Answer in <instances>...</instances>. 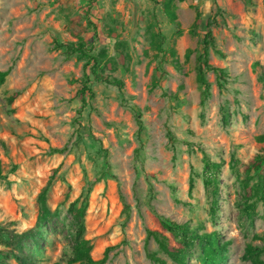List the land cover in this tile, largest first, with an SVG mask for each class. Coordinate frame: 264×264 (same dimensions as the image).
<instances>
[{"label": "rangeland", "instance_id": "374dc122", "mask_svg": "<svg viewBox=\"0 0 264 264\" xmlns=\"http://www.w3.org/2000/svg\"><path fill=\"white\" fill-rule=\"evenodd\" d=\"M79 44L97 65L84 67ZM0 73V227L30 233L14 247L0 238V264H87L75 256L82 208L80 239L104 264H203L194 233L216 237L220 264H252L246 248L264 246V0H0Z\"/></svg>", "mask_w": 264, "mask_h": 264}, {"label": "trees", "instance_id": "16d2710c", "mask_svg": "<svg viewBox=\"0 0 264 264\" xmlns=\"http://www.w3.org/2000/svg\"><path fill=\"white\" fill-rule=\"evenodd\" d=\"M165 10H166V14H168V18L170 20H174L175 19V15L172 12V6L170 5V1L166 4L165 6ZM199 15H197L198 17ZM75 51H78L80 53L81 57L87 58V62L84 65V67H86L88 65V63L93 62V65H97V58H95L94 56L89 55V50H86L83 44H79L77 46V48L75 49ZM90 61V62H89ZM197 80L199 83L204 84L203 81V77H204V73H203V69L201 67V65H199L198 69H197ZM224 74L221 72L220 76H223ZM6 76V73H0V83L3 82L4 77ZM93 77L95 82L98 83H103L106 85H112L115 86L119 89H121L123 87V82L121 80L118 79H112L109 77H102L99 74H97L96 72H93ZM89 83V78L87 75H84V82H83V86L80 90L82 95H85V93H91V90L87 87V84ZM220 86V84H219ZM206 170H209V166H206ZM45 194H46V189H43L42 192L39 194L38 196V200H39V204H40V218L42 220H47L49 217V212L46 209V205H45ZM83 215H84V210L83 208L78 210L75 214L76 220L78 222V228H77V232H76V236H75V256L76 259H85L87 264H104L106 261V258L103 257L100 260H93L90 255V246L87 245V241L81 240V236L83 233V224H82V219H83ZM165 226V224H164ZM169 231L173 232H179L181 234L187 235V229L184 226H165ZM149 236H152L154 241L158 244V246L160 247L161 250L163 251H167V246L166 244L160 240L158 234L154 233V232H149L148 233ZM30 233L29 232H24V233H16L13 230H9L6 228H1L0 227V238L7 243L10 247H14L17 244H19L22 240L26 239L27 237H29ZM6 236L7 240H5L3 237ZM190 239H192L193 241H197L198 243H200L203 247V251H202V262L203 264H220L222 261V255H221V251H222V247L219 245L216 237L213 234H191L188 236ZM264 251V246L257 248V247H252V246H248L246 248V256L245 259H248L252 264H264V261L260 259V255L261 253ZM224 252H226L224 250ZM75 261V259L73 260Z\"/></svg>", "mask_w": 264, "mask_h": 264}]
</instances>
